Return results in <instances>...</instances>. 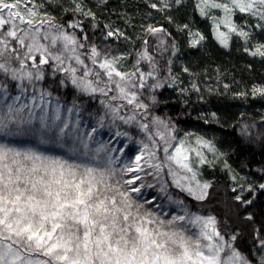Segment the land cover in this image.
<instances>
[{
  "label": "snow or ice",
  "instance_id": "obj_1",
  "mask_svg": "<svg viewBox=\"0 0 264 264\" xmlns=\"http://www.w3.org/2000/svg\"><path fill=\"white\" fill-rule=\"evenodd\" d=\"M106 3L96 0V7ZM183 3L160 0L149 7L163 11ZM195 9L214 21L221 47L235 38L249 55L264 59V43L249 47L253 30L264 33V0H196ZM237 15L247 22L237 24ZM100 27L86 0H0V138L31 137L65 149V155L55 156L0 143V264H264V256L253 261L234 246L236 234L226 239L215 216L185 210L165 220L146 207L154 201L140 199L142 189L153 187L145 185V176L159 182L163 175L204 201L212 185L198 179V168L210 163L202 149H216L202 138L194 144L178 139L167 122L151 117L155 93L176 84L171 60L167 76L160 75L157 55L168 51L166 40L159 39L153 54L143 39L129 67L127 54L112 51L127 35L104 24L97 43L89 33ZM165 32L145 27L147 36ZM189 37L194 48L205 40L198 31L189 30ZM49 77L59 88L71 87L76 96L99 103L98 127L81 132V108L75 102L61 105L44 86ZM252 94L264 96V87H254ZM124 125L138 128L147 142L141 141L133 160L121 163L124 144L93 141L98 128ZM113 136L118 141L128 133L117 130ZM79 157L88 162H77ZM166 185L167 179L162 191ZM235 200L252 203L242 192ZM256 239L264 250V238L257 233Z\"/></svg>",
  "mask_w": 264,
  "mask_h": 264
},
{
  "label": "trees",
  "instance_id": "obj_2",
  "mask_svg": "<svg viewBox=\"0 0 264 264\" xmlns=\"http://www.w3.org/2000/svg\"><path fill=\"white\" fill-rule=\"evenodd\" d=\"M195 2L196 0H184L178 7L173 4L170 9L158 11L149 7L151 0H107L106 4L98 8L96 0H86L87 5L96 12L101 25L95 33L90 32L89 36L92 41L99 43L104 24H110L113 28L123 31L128 39H121L112 44V51L127 54L129 67L133 64L136 53L143 47V39L149 40L148 47L153 54H156L154 49L159 39L166 40L168 51L163 56L157 55L162 69L160 75L167 76V61L171 60V76L175 77L176 84L173 87L165 86L155 93L158 103L150 108L151 117L167 122L175 130L176 137L184 130L204 134L223 156L230 170L245 178L239 177L232 184L228 177L219 176L214 170L204 172L212 187L208 190L207 199L196 201L186 192L176 188L170 178L161 175L160 181L157 182L153 175H147L144 183L152 184L153 187L142 189L140 199L154 201V204H146V207L159 213L165 220L174 215H182L185 210L189 214L215 216L225 238L236 234L234 246L256 261L264 256V250L256 239L257 233L264 238V189L259 187L264 184V96L253 95L252 89L256 86L264 87V59L249 55L244 51L243 42L235 38L228 48L221 47L214 39L213 23L210 19L200 16L195 9ZM156 3L160 4V0ZM63 19L70 17L63 16ZM235 20L241 25L247 22V18L239 15ZM185 24L188 29L181 30ZM148 25L162 27L166 32L158 34L157 37L147 36L145 27ZM189 30L198 31L205 36V40L198 47L187 45ZM253 31L249 47L264 43V33ZM173 50L174 55L171 54ZM179 59L184 63V68L188 69V72L182 75L175 69ZM184 76H190L187 83L190 81L191 85L195 84L196 87L203 86L212 93L198 97L177 94L182 82L181 77ZM225 84L228 85L227 89L224 88ZM44 86L52 91L53 97L59 98L61 105L67 107L75 102L81 108V132H87L93 126L98 127L96 116L100 105L97 101L76 96L71 87L59 88L50 77L46 79ZM241 92L247 95H238ZM61 116L67 118L63 107ZM117 130L127 132L128 136L117 141L113 136ZM98 133L99 136L95 135L93 141L96 146L125 145L120 157L121 163L133 160L142 147L141 141L147 142L138 128L126 125L118 129L105 126L103 129L98 128ZM0 143L21 150L35 148L48 155H65V149L58 145H41L31 137L0 138ZM160 143L162 145V142ZM158 155L162 157L163 154ZM77 162L88 161L79 157ZM166 179L167 185L162 191L161 184ZM233 187L237 192L232 191ZM249 187L253 189L251 193L247 191ZM241 192L243 197L251 199V204H241L235 200V196ZM179 201H183V204H179ZM173 202H177V206H173ZM249 216L252 219H247Z\"/></svg>",
  "mask_w": 264,
  "mask_h": 264
},
{
  "label": "rangeland",
  "instance_id": "obj_3",
  "mask_svg": "<svg viewBox=\"0 0 264 264\" xmlns=\"http://www.w3.org/2000/svg\"><path fill=\"white\" fill-rule=\"evenodd\" d=\"M151 1H152V3L158 2V0H151ZM213 12L215 13L216 10H213ZM211 23H213V25H214L213 20H211ZM189 39H190V37H189ZM189 39L187 40V45L190 46ZM183 65H184V63L180 59L177 60L176 65H175V69L177 70V72H180L181 75L185 73V71H184L185 68ZM187 79H190V76L181 77L182 82H181V86H179V89L177 90L178 91L177 94H184L185 96H188V97L189 96L198 97V96H201V94H205V93L211 94L212 93L209 90H206V88L203 86L198 87L199 91H196V89L193 87V85H191L190 81H188L189 83H187ZM188 84H189V86H188ZM256 87L261 88L262 86H256ZM96 135L99 136V133L97 132ZM177 138L178 139H184L186 141L192 142L193 144L195 143L196 138H202L204 140L209 141L212 144L211 140L207 136H205L204 134L203 135L199 134V133L195 132L194 130H192V131H190V130L181 131V133L178 134ZM202 151L208 157V160L210 162V163L202 165L198 168V173H199L198 179H200L202 182H208L209 183L208 178H205L206 174L204 172L207 173V171H212V170H214L215 174H217L219 176L225 175L226 177H228L230 179V183H232V184L235 181H237L239 179V177H240V179L245 178V176H242L240 174H236L232 170H230V167L227 166V163L224 161L223 156L218 152L217 149H216L215 153L208 152V150L206 148L202 149ZM193 163L195 164L194 154H193ZM233 176L236 177L235 180L232 179ZM172 205L177 206V202H173ZM197 215L208 216L207 214L206 215L197 214Z\"/></svg>",
  "mask_w": 264,
  "mask_h": 264
}]
</instances>
